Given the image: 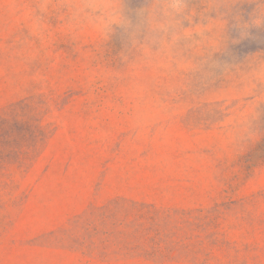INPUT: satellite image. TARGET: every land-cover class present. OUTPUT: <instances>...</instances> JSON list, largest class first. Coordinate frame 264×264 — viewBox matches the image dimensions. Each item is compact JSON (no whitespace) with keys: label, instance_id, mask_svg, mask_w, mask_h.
Returning a JSON list of instances; mask_svg holds the SVG:
<instances>
[{"label":"rangeland","instance_id":"rangeland-1","mask_svg":"<svg viewBox=\"0 0 264 264\" xmlns=\"http://www.w3.org/2000/svg\"><path fill=\"white\" fill-rule=\"evenodd\" d=\"M28 3L0 0V264H264V117L242 139L235 82L137 92L115 39L55 21L20 56Z\"/></svg>","mask_w":264,"mask_h":264},{"label":"clouds","instance_id":"clouds-1","mask_svg":"<svg viewBox=\"0 0 264 264\" xmlns=\"http://www.w3.org/2000/svg\"><path fill=\"white\" fill-rule=\"evenodd\" d=\"M20 17L13 47L32 55L34 41L47 42L55 21L77 47L84 37L98 45L116 40L117 61L142 73L139 92L163 82L169 90L209 88L235 82L240 103L235 120L242 139L257 135L264 117V47L238 54L244 41L264 44V0H29L7 4Z\"/></svg>","mask_w":264,"mask_h":264}]
</instances>
